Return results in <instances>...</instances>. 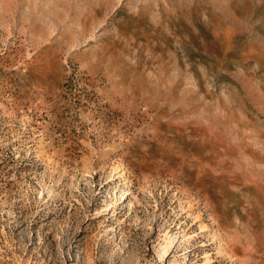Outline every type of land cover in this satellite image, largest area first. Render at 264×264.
<instances>
[{
    "label": "rangeland",
    "instance_id": "rangeland-1",
    "mask_svg": "<svg viewBox=\"0 0 264 264\" xmlns=\"http://www.w3.org/2000/svg\"><path fill=\"white\" fill-rule=\"evenodd\" d=\"M0 264H264V0H0Z\"/></svg>",
    "mask_w": 264,
    "mask_h": 264
}]
</instances>
